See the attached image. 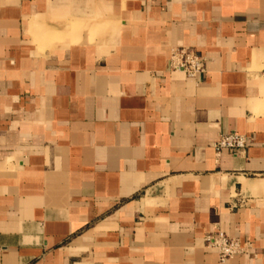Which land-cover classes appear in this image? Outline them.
<instances>
[{
  "label": "crops",
  "instance_id": "0c3cea01",
  "mask_svg": "<svg viewBox=\"0 0 264 264\" xmlns=\"http://www.w3.org/2000/svg\"><path fill=\"white\" fill-rule=\"evenodd\" d=\"M217 233L264 264V0H0V264H219Z\"/></svg>",
  "mask_w": 264,
  "mask_h": 264
},
{
  "label": "built area",
  "instance_id": "2783aa9c",
  "mask_svg": "<svg viewBox=\"0 0 264 264\" xmlns=\"http://www.w3.org/2000/svg\"><path fill=\"white\" fill-rule=\"evenodd\" d=\"M205 65L206 59L194 49H173L169 57L170 71L181 73L188 78H196L203 74ZM247 147L248 139L235 132L222 135L214 145L216 153L227 150L235 157L242 155ZM204 246L217 256L219 264H226L245 251L239 239L228 237L223 233L206 236L204 239Z\"/></svg>",
  "mask_w": 264,
  "mask_h": 264
}]
</instances>
